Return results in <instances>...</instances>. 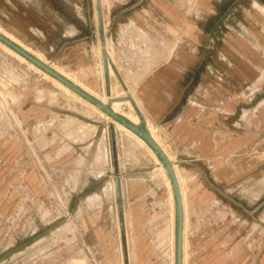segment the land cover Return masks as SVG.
<instances>
[{"label":"rangeland","instance_id":"374dc122","mask_svg":"<svg viewBox=\"0 0 264 264\" xmlns=\"http://www.w3.org/2000/svg\"><path fill=\"white\" fill-rule=\"evenodd\" d=\"M59 1L69 19L57 12L55 0H0V28L46 64L72 74L82 88L107 105L121 100L127 108L130 100L124 86L130 85L131 77L124 60L138 57L142 61L137 52L144 50L154 56L156 33L138 28L131 36L134 46L121 51L108 24L113 8L129 0L101 1L102 29L97 0ZM135 2L141 10L134 13L135 18L149 17L142 11L147 0H132ZM245 3L239 0L237 10L235 5L219 13L227 28L211 49L213 79H222L232 103L228 108L229 135H235L236 104L238 116L243 109L239 157L243 162L257 154L253 144L264 139V59L252 66L247 60L219 61L215 57H219L221 44L228 54L237 51V33L241 32L237 24L241 26ZM188 7L184 13L187 20L194 17ZM66 24L82 26L83 34L75 30L67 33ZM103 38L113 61V65L108 62L107 76ZM130 106L139 119L131 101ZM151 128L170 152L159 132ZM259 133L262 136L253 141ZM234 151L232 138L228 156L214 155L211 162L209 157L186 152L180 157L169 155L182 179L188 208L186 264L248 260L264 264V176L259 178L260 184L255 179L257 173H245L239 182H225L216 176L220 162L226 163V158L228 164L235 162L231 161ZM161 164L157 155L111 117L94 110L0 44V264H174L175 197ZM120 206L126 247L121 237Z\"/></svg>","mask_w":264,"mask_h":264},{"label":"crops","instance_id":"0c3cea01","mask_svg":"<svg viewBox=\"0 0 264 264\" xmlns=\"http://www.w3.org/2000/svg\"><path fill=\"white\" fill-rule=\"evenodd\" d=\"M233 1L147 0L142 11L149 17L139 20L134 13L141 10L136 2L129 0L118 9L113 8L114 15L108 27L114 29L121 51L123 47L129 50L134 46L131 36L138 28L157 35L158 47L154 56L144 50L137 52L142 61L138 57L130 62L124 60L131 77L130 85L125 83L124 87L135 96L147 127L153 126L168 145L170 152L165 149L168 155L180 157L186 152L209 157L211 162L217 154L227 157L228 141L235 138V151L231 155V161L235 162L228 164V159L224 158L226 163L220 162L216 176L225 182H239L245 173H257L255 179L260 184L259 178L264 176V139L256 146L253 144L257 154L251 159L243 162L239 158L243 149V109L238 116L236 104L235 135H229L228 108L232 103H229L227 86L222 79L219 82L213 79L211 49L215 40L221 41L223 30L227 28V21L225 23L219 13L235 6L239 0ZM55 4L57 12L69 19L64 4L59 0H55ZM188 6L194 13L189 20L184 19ZM236 6L234 10L239 7ZM78 8L76 4L77 12ZM242 17L241 26L237 24V28H241L237 33V51L228 54L226 46L221 44L219 57L215 58L219 61L223 58L247 60L254 66L255 61L264 59V0H246ZM63 28L67 33L75 30L76 34H83L82 26L79 29L66 24ZM129 55L134 58L133 53L129 52ZM111 63L113 65L112 59ZM82 65H85L83 60ZM260 136L259 133L252 140H259ZM238 264L258 262L248 260Z\"/></svg>","mask_w":264,"mask_h":264},{"label":"water","instance_id":"95a60500","mask_svg":"<svg viewBox=\"0 0 264 264\" xmlns=\"http://www.w3.org/2000/svg\"><path fill=\"white\" fill-rule=\"evenodd\" d=\"M97 6H98V15H99V23L100 27L102 29L103 26V10L101 7V0H97ZM0 41L13 49L15 52L26 58L28 61L33 63L35 66L40 68L45 73L49 74L50 76L54 77L58 81H60L62 84L67 86L69 89L77 93L79 96H81L83 99L87 100L88 102L92 103L96 107H98L100 110L105 112L107 115H109L114 121H117L118 123L122 124L129 130H131L133 133L138 135L140 138H142L157 154L159 157L161 163L165 166L168 175L170 177L174 197H175V205H176V229H175V264H183V240H184V206H183V198L181 193V188L179 184L178 177L176 175L174 165L172 161L169 159L168 155L164 151V149L161 147V145L151 136L150 131L143 119L142 114L140 113L132 95L127 92V98L132 102L134 105L139 119L141 120V126L134 124L133 122L129 121L127 118L121 116L120 114L116 113L113 108L87 91H85L83 88L66 78L64 75L59 73L57 70L52 68L50 65L46 64L45 62L38 59L33 54L29 53L26 49L0 33ZM102 52L104 57V68L106 76L109 75V65L108 62L111 61V56L109 55L107 51V45L105 38H103L102 41ZM109 92V90H108ZM111 130L114 137V131H115V125L114 123L111 124ZM116 190H117V196L119 201L121 202L122 199V193H121V181L119 174L117 173V179H116ZM120 229H121V237L123 246L126 247L127 245V235H126V227H125V217H124V210L123 207L120 206ZM127 264V261H126Z\"/></svg>","mask_w":264,"mask_h":264},{"label":"bare ground","instance_id":"6f19581e","mask_svg":"<svg viewBox=\"0 0 264 264\" xmlns=\"http://www.w3.org/2000/svg\"><path fill=\"white\" fill-rule=\"evenodd\" d=\"M102 1V0H101ZM0 33H2L3 35H5L6 37H8L9 39H11L12 41L16 42L15 40H13V37L11 35H9V33H6L4 30H2L0 28ZM17 43V42H16ZM0 44L7 49L9 52H11L12 54L16 55L17 57H19L21 60H25L28 61L26 58H24L23 56H21L20 54H18L17 52H15L13 49H11L10 47H8L7 45H5L4 43H2L0 41ZM18 45H20L21 47H23L24 49H26L29 53L33 54L34 56H36L38 59H40L41 61L45 62L43 59H41L39 56H37L36 54L30 52L29 49L25 48L24 46H22L21 44L17 43ZM31 65H33L37 70L42 71L40 68H38L37 66H35L33 63H31L30 61H28ZM46 63V62H45ZM55 70H57L59 73H61L62 75H64L66 78H68L69 80H71L72 82H74L75 84H77L78 86H80L79 82L76 81L75 77L67 72H64L63 69L60 68H55L52 67ZM47 76H49L55 83H57L60 87H62L63 89H65L67 92L73 94L74 96H76L77 98L81 99L82 101H84L85 103H87L88 105H90L94 110L99 111L101 114H104L108 117H110L109 115H107L105 112H103L102 110H100L98 107H96L95 105H93L92 103L88 102L87 100L83 99L81 96H79L77 93H75L74 91H72L71 89H69L67 86H65L64 84H62L60 81H58L57 79H55L54 77L50 76L49 74L46 73ZM82 88V86H80ZM85 91H87L88 93H90L91 95H93L91 92H89V90L83 88ZM67 94V93H66ZM94 96V95H93ZM96 97V96H94ZM97 99H99L100 101H102L103 103L106 104V102L101 99L96 97ZM126 102V101H125ZM129 105L127 108L124 107L123 105V101L118 100L116 102H114L111 107L113 108V110L120 114L121 116L127 118L129 121L133 122L134 124L138 125L139 123V119L137 118L134 108L133 106H130V101L127 100L126 105ZM115 123L117 124L118 127L124 129L127 133H129V135L135 137L137 139V141L139 143H141L142 145H144L145 147H147V149L154 155L156 156L157 154L154 152V150L142 139L140 138L138 135H136L135 133H133L131 130H129L128 128H126L125 126H123L122 124L118 123L117 121H115ZM148 129L150 131L151 136L161 145V147L164 149V151L166 152L164 146L162 145V143L157 139L153 128H151V126H148ZM166 154L168 155V153L166 152ZM169 159L172 161V158L168 155ZM174 165V164H173ZM161 167L163 169V172L167 175L168 180L171 182L170 177L168 175V172L165 168V166L163 164H161ZM174 169L176 172V175L178 177L179 180V184H180V188H181V193H182V198H183V206H184V240H183V264H186V259H187V255H186V245H187V240H186V231H187V204L185 203V193L183 191V182L182 179L179 175L178 169L176 167V165H174ZM172 186V183H171ZM172 191H173V187H172ZM174 193V192H173ZM175 255V252H174ZM175 264V262H174Z\"/></svg>","mask_w":264,"mask_h":264}]
</instances>
